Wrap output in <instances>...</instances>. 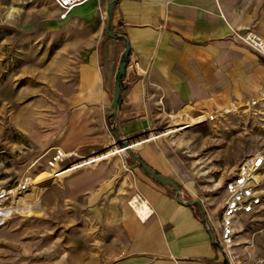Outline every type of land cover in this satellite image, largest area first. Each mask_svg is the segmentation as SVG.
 Masks as SVG:
<instances>
[{"label":"crops","instance_id":"crops-1","mask_svg":"<svg viewBox=\"0 0 264 264\" xmlns=\"http://www.w3.org/2000/svg\"><path fill=\"white\" fill-rule=\"evenodd\" d=\"M111 1L90 0L65 20L88 30L86 56L76 90L60 115L63 138L47 142V147L58 145L84 159L105 155L117 143L111 114L115 73L125 44L105 32ZM247 29L264 37V0L117 2L111 31L124 35L131 50L117 127L122 140L139 144L133 148L136 154L158 173L174 181L177 168L163 142L169 130L200 113L211 114L264 94V56L233 37ZM108 158L65 177L59 201L87 213L91 193L119 188L121 172L102 162ZM131 168L127 188L136 204L134 211L128 207L122 214L129 239L119 264H222L196 206L179 204L171 188L142 167ZM142 204L143 214L136 207ZM212 224L218 232V221Z\"/></svg>","mask_w":264,"mask_h":264},{"label":"rangeland","instance_id":"rangeland-1","mask_svg":"<svg viewBox=\"0 0 264 264\" xmlns=\"http://www.w3.org/2000/svg\"><path fill=\"white\" fill-rule=\"evenodd\" d=\"M87 40L86 28L59 19L53 0H0V190L29 180L33 184L17 196L24 211L0 226V264H119V254L126 252L129 238L122 214L128 207L134 211L136 204L127 175L132 165L139 166L127 152L102 161L119 168V188L91 193L87 213L59 201L62 181L72 172L50 178L46 187L36 181L41 173H50L45 156L60 149L48 148L47 142L63 138L60 115L76 90ZM227 109L230 113L212 112L213 119L200 113L204 122L163 139L175 161L171 177L182 197L201 200L212 223L226 199L225 182L249 156L264 155V94ZM119 148L115 143L107 152ZM103 156L84 159L75 152L66 163ZM95 162L82 168L101 163ZM261 177L264 194V171ZM213 233L217 238L215 224ZM236 234L235 245L224 250L229 263L264 264V204L259 212L243 216Z\"/></svg>","mask_w":264,"mask_h":264},{"label":"built area","instance_id":"built-area-1","mask_svg":"<svg viewBox=\"0 0 264 264\" xmlns=\"http://www.w3.org/2000/svg\"><path fill=\"white\" fill-rule=\"evenodd\" d=\"M90 0H53L58 9L60 20H66L78 6ZM240 44L248 47L254 53L264 56V37L254 29L239 30L233 36ZM214 117L209 116V119ZM75 152L56 149L45 156V163L49 168L51 179L56 180L67 176V171H75L84 167L85 162H69L73 160ZM62 164V166H60ZM264 171V155L261 153L249 156L236 172L225 182L226 199L218 217V242L223 250L232 248L236 240V227L241 217L259 212L264 204L262 190V173ZM28 182V181H27ZM24 184H28V183ZM20 187V186H19ZM25 192V188L22 189ZM15 199L12 190H0V226H4L14 213Z\"/></svg>","mask_w":264,"mask_h":264},{"label":"water","instance_id":"water-1","mask_svg":"<svg viewBox=\"0 0 264 264\" xmlns=\"http://www.w3.org/2000/svg\"><path fill=\"white\" fill-rule=\"evenodd\" d=\"M119 0H112L108 5V25L105 29L106 34L109 37H112L114 39L120 40L125 44V47L123 49V52L121 54L118 67L115 73V87L113 92V106L114 110L111 114V118L114 119V123L111 125V129L115 135L116 142L121 150H124L127 152V154L132 157L136 162L139 164L140 167H142L149 175L154 177L156 180H158L162 185L167 186L171 188L175 193V199L179 204H182L184 206H199L202 211V218L207 226V230L209 234L211 235L213 239V244L217 249V252L219 254V258L222 264H230L224 250L222 249L220 243L218 240H216L214 233H213V224L209 220L208 215L206 213L205 207L201 200L198 199H192V200H186L182 197L181 188L171 179L167 178L166 176L158 173L156 170H154L151 166H149L140 156L135 154L133 151V148L135 144H129L128 142L121 139L117 127V114L119 112V109L121 107V91L123 90V78L126 75L127 67L130 62L131 57V50L129 46V42L127 38L124 35H120L117 33H114L111 31V18L113 15V11L115 6L117 5V2Z\"/></svg>","mask_w":264,"mask_h":264},{"label":"bare ground","instance_id":"bare-ground-1","mask_svg":"<svg viewBox=\"0 0 264 264\" xmlns=\"http://www.w3.org/2000/svg\"><path fill=\"white\" fill-rule=\"evenodd\" d=\"M230 111H231V109H226V111H225V113H230ZM209 116H210V114H209ZM214 115H211V117H213ZM205 117L206 116H203V117H197V118H191L188 122H185V123H183V124H180L179 126H177V127H174V128H172L171 130H169L165 135H171L172 133L173 134H175V133H179V132H181V131H183V130H185V129H188V128H191V127H193L194 125H196V124H200V123H202V122H204V120H205ZM139 144H135V146L134 147H136V146H138ZM121 153H125L124 152V150H121L120 148L119 149H114L113 151H111L110 153H108L107 155H104L103 157H99V158H97V159H90V160H87V161H85V163L83 164L84 165V167L85 166H87V165H91V164H93V162H95V161H100V160H102V159H105V158H107V157H111V156H114V155H117V154H121ZM72 172V170H70V171H67V173L66 174H69V173H71ZM51 175L49 174H47V173H41L40 175H38V177H37V184L38 185H40V186H42V187H46V186H48L50 183H51V181H50V177ZM28 184L26 185V184H24V183H22L21 185H20V187H17V188H15V189H13L12 190V193L14 194V198H15V201H14V208L19 212V213H21V212H23L24 211V208L23 207H19L18 206V204L19 203H21V200L19 199V197L20 196H22L23 194H26L30 189H32V186H33V184H32V182L29 180L28 182H27ZM23 188H25V192H22V189ZM17 196H19V197H17ZM20 200V201H19ZM136 201H138V200H136ZM18 202V203H17ZM139 202H140V200H139ZM138 203V202H137ZM136 207H137V210H138V213H141V214H143V208H145V204H142L141 206L140 205H136ZM144 214H145V212H144Z\"/></svg>","mask_w":264,"mask_h":264}]
</instances>
